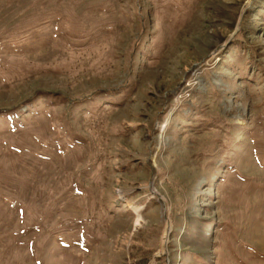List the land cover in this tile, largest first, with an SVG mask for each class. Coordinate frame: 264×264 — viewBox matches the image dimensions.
Instances as JSON below:
<instances>
[{"label": "rangeland", "instance_id": "374dc122", "mask_svg": "<svg viewBox=\"0 0 264 264\" xmlns=\"http://www.w3.org/2000/svg\"><path fill=\"white\" fill-rule=\"evenodd\" d=\"M0 264H264V0H0Z\"/></svg>", "mask_w": 264, "mask_h": 264}, {"label": "bare ground", "instance_id": "6f19581e", "mask_svg": "<svg viewBox=\"0 0 264 264\" xmlns=\"http://www.w3.org/2000/svg\"><path fill=\"white\" fill-rule=\"evenodd\" d=\"M163 251H164V249H163V248H161L160 252H163Z\"/></svg>", "mask_w": 264, "mask_h": 264}]
</instances>
